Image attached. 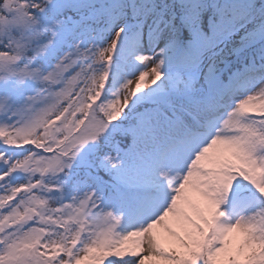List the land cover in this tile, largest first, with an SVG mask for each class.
Here are the masks:
<instances>
[{"label":"snow or ice","instance_id":"obj_1","mask_svg":"<svg viewBox=\"0 0 264 264\" xmlns=\"http://www.w3.org/2000/svg\"><path fill=\"white\" fill-rule=\"evenodd\" d=\"M0 264H264V0H0Z\"/></svg>","mask_w":264,"mask_h":264}]
</instances>
